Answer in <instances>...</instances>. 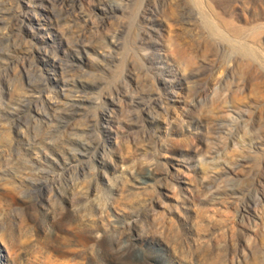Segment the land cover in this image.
Segmentation results:
<instances>
[{
    "label": "rangeland",
    "instance_id": "obj_1",
    "mask_svg": "<svg viewBox=\"0 0 264 264\" xmlns=\"http://www.w3.org/2000/svg\"><path fill=\"white\" fill-rule=\"evenodd\" d=\"M62 1L0 0V264H264V0Z\"/></svg>",
    "mask_w": 264,
    "mask_h": 264
},
{
    "label": "bare ground",
    "instance_id": "obj_2",
    "mask_svg": "<svg viewBox=\"0 0 264 264\" xmlns=\"http://www.w3.org/2000/svg\"><path fill=\"white\" fill-rule=\"evenodd\" d=\"M54 1H62V0H54ZM67 1V0H66ZM98 1H100L101 2V0H98ZM206 1V0H205ZM63 2V1H62ZM107 2V1H106ZM191 2H193L194 3V5H192V3H191V5H192V7L193 6H195V7H200L201 5L200 4H202L203 3V0H191ZM200 2H202V3H200ZM73 3V2H72ZM91 3V2H90ZM98 3L99 2H95V4H94V6L95 7H97V6H99L98 5ZM104 4V3H103ZM188 4V3H187ZM93 5V4H92ZM190 5V4H189ZM190 5V6H191ZM91 6V5H90ZM111 7H113V6H111ZM189 7V6H188ZM195 7H193L194 8V10H197V12H199L198 11V9H196ZM99 8V7H98ZM101 9H102V7H100ZM205 8V7H204ZM157 9V8H156ZM192 10V9H191ZM200 10V9H199ZM202 11V10H201ZM191 12V11H190ZM194 13H195V11H193ZM202 12H200V13H198V14H201ZM203 14V13H202ZM197 15V14H196ZM200 16V15H199ZM196 17V16H195ZM206 17V16H205ZM150 18V17H149ZM151 18H153V17H151ZM198 18V17H197ZM204 18V17H203ZM207 18V17H206ZM199 19H202V18H199ZM155 20V19H154ZM196 21V20H195ZM199 22H200V20H198ZM197 21V22H198ZM198 22V23H199ZM214 22V21H213ZM153 24V23H152ZM205 25V24H204ZM208 26H209V23L207 24ZM215 25V24H214ZM216 26V25H215ZM209 28V27H208ZM213 29V28H212ZM215 30H217V32L216 33H211L212 35H214L215 37H218V38H220V39H222L223 41L224 40H228L229 38H228V36H226V34H224L223 32H221V31H219L218 29H215ZM204 31V30H203ZM211 31H214V30H211ZM205 32V31H204ZM203 32V34H205ZM208 32V31H207ZM215 32V31H214ZM209 33H210V31H209ZM206 36H208V33H207V35ZM211 36V35H210ZM213 36V39H215V37ZM212 38V37H211ZM217 40H219V39H217ZM219 42H220V40H219ZM167 80V79H166Z\"/></svg>",
    "mask_w": 264,
    "mask_h": 264
}]
</instances>
